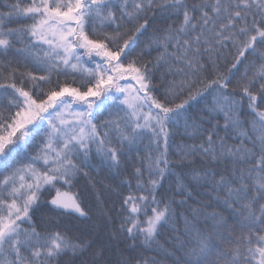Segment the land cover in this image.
Wrapping results in <instances>:
<instances>
[{
	"label": "snow or ice",
	"instance_id": "snow-or-ice-1",
	"mask_svg": "<svg viewBox=\"0 0 264 264\" xmlns=\"http://www.w3.org/2000/svg\"><path fill=\"white\" fill-rule=\"evenodd\" d=\"M94 169L151 253L115 264H264V0H0V264H113L33 220Z\"/></svg>",
	"mask_w": 264,
	"mask_h": 264
},
{
	"label": "trees",
	"instance_id": "trees-1",
	"mask_svg": "<svg viewBox=\"0 0 264 264\" xmlns=\"http://www.w3.org/2000/svg\"><path fill=\"white\" fill-rule=\"evenodd\" d=\"M153 27H155V25ZM147 38V36L140 38L141 45L147 40ZM141 45L137 46V51H139V47ZM156 55V52H152V57H155ZM163 71L164 70L161 69V72ZM242 71L243 69H241V72ZM237 78H239V76H237ZM106 118L107 112H105L100 119L103 120ZM28 151L31 153L33 148L30 147ZM130 171L131 167L129 166L128 172ZM91 175L96 180H103L105 185H110L114 190H108V188H99L100 200L102 203L98 204L97 194L89 188L86 180L81 179L76 184L72 191L80 195L84 206L89 209V218L87 220H82L76 218L75 216H62L59 214L60 210L55 209L52 205L45 201L37 206L33 215V220L38 229L51 230L58 226L60 230L68 228L73 235L79 234L77 229L92 231L93 234H95L96 231H99L102 240L109 243V248L111 250L107 253V256L110 258L113 264H115L121 254L124 256H151L150 252L141 251L140 249L132 252L127 243L124 242V237L118 232L121 220V196L127 195L129 191L127 186H120V179H114L105 171H100L99 175H97L96 170L94 169ZM124 175H127V172L124 173ZM167 188L168 185L165 184V190H167ZM205 202L207 203V201ZM102 210L111 216L110 221L105 220L104 216L102 215ZM225 215H227V213H225ZM61 264H72V261L70 257H65L61 261ZM76 264H79V261H77Z\"/></svg>",
	"mask_w": 264,
	"mask_h": 264
}]
</instances>
